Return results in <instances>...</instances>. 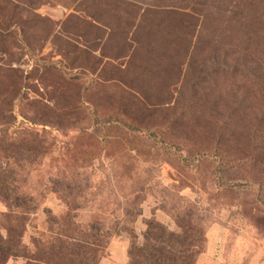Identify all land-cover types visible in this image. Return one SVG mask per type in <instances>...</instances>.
<instances>
[{"label": "rangeland", "instance_id": "1", "mask_svg": "<svg viewBox=\"0 0 264 264\" xmlns=\"http://www.w3.org/2000/svg\"><path fill=\"white\" fill-rule=\"evenodd\" d=\"M226 3L0 0V167L6 148L38 205L18 212L25 249L73 220L109 231L98 264H128L147 221L181 232L191 218L196 264H264V160L229 141L264 139V87L232 72L264 80V64ZM26 119L45 128L31 136ZM8 214L0 200L4 236Z\"/></svg>", "mask_w": 264, "mask_h": 264}, {"label": "trees", "instance_id": "2", "mask_svg": "<svg viewBox=\"0 0 264 264\" xmlns=\"http://www.w3.org/2000/svg\"><path fill=\"white\" fill-rule=\"evenodd\" d=\"M225 1L227 2V11L234 20L249 17L246 20L248 22L247 26L250 27V33L253 34V38L256 40L254 39V42L248 37L245 47H250L254 54L259 55L261 64H264V43L262 44L264 42V0ZM232 72L237 76L239 75L241 79H246L252 86L264 87V80L256 74L251 75L247 80L246 75L243 74L244 70L233 68ZM16 108L17 104L15 103L10 108V114L14 119H17ZM26 120L27 127L23 131L31 136L39 133L40 129L45 128V124L35 120ZM253 130V133L256 134L257 131ZM241 139L232 136L229 141L237 143V145L242 143L247 147L250 145L249 147L256 152L255 161H258L260 157L264 160V139L259 140L245 136H241ZM30 143L29 148L22 147L19 144L16 151H20V149L35 150L34 140ZM1 151L5 166L4 168L0 167V200L5 203L9 210L7 217L11 224L7 229V236L0 232V264H7L12 257L24 258L26 264H32L33 262H40L41 264H98L99 252L104 246V238L108 236L109 231H104L103 228H99L97 225H89V231L77 232L71 228L73 220L68 222L70 223V225L68 224L70 233L65 234L67 232H64L61 228H51L50 232L53 233L51 239L34 241V251L25 249L23 242L25 222L19 217L18 214L20 213L18 212L32 213V211H36L38 208L37 197L26 190L25 186L16 183L15 174L23 170L21 168H17L18 171L15 170L16 168L14 169L16 156L9 154L6 148ZM53 191L59 192L58 188H54ZM176 219H179L178 216ZM50 222L62 225L66 222V219L56 218ZM146 223L148 228L144 232L145 242L141 247L134 246L128 251V264H196L205 237L201 223H197L190 218L188 228L179 223L181 232L168 230L155 218ZM119 225V222L116 223V228Z\"/></svg>", "mask_w": 264, "mask_h": 264}, {"label": "crops", "instance_id": "3", "mask_svg": "<svg viewBox=\"0 0 264 264\" xmlns=\"http://www.w3.org/2000/svg\"><path fill=\"white\" fill-rule=\"evenodd\" d=\"M207 254V253H206Z\"/></svg>", "mask_w": 264, "mask_h": 264}]
</instances>
